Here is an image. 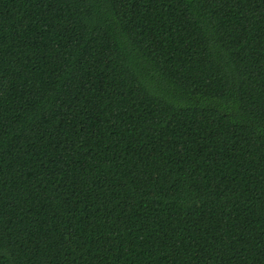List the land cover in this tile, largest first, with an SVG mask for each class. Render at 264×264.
I'll use <instances>...</instances> for the list:
<instances>
[{
    "label": "trees",
    "instance_id": "1",
    "mask_svg": "<svg viewBox=\"0 0 264 264\" xmlns=\"http://www.w3.org/2000/svg\"><path fill=\"white\" fill-rule=\"evenodd\" d=\"M0 264H264V0H0Z\"/></svg>",
    "mask_w": 264,
    "mask_h": 264
}]
</instances>
